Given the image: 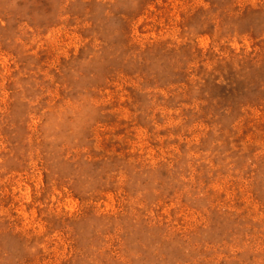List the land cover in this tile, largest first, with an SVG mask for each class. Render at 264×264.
I'll list each match as a JSON object with an SVG mask.
<instances>
[{
  "label": "rangeland",
  "instance_id": "rangeland-1",
  "mask_svg": "<svg viewBox=\"0 0 264 264\" xmlns=\"http://www.w3.org/2000/svg\"><path fill=\"white\" fill-rule=\"evenodd\" d=\"M0 264H264V0H0Z\"/></svg>",
  "mask_w": 264,
  "mask_h": 264
}]
</instances>
